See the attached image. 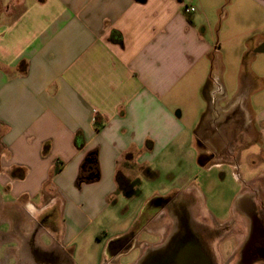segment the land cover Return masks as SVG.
<instances>
[{
  "label": "crops",
  "instance_id": "1",
  "mask_svg": "<svg viewBox=\"0 0 264 264\" xmlns=\"http://www.w3.org/2000/svg\"><path fill=\"white\" fill-rule=\"evenodd\" d=\"M250 1L264 11V0ZM188 5L197 9L192 16L184 14ZM16 12L0 18L6 264H170L176 214L197 200L183 191L155 194L123 220L113 205L140 198L139 176L156 180L153 162H170L191 134L204 167L201 143L229 146L236 119L246 120L248 145L260 142L264 164V76L249 61L228 68L223 52L245 38L242 54H264V25L221 41L188 0H23ZM202 85L205 115L212 105L226 132L211 119L192 131L189 118L176 114L180 95ZM118 174L137 185L119 191ZM255 182L247 184L259 188ZM109 217L117 223L102 222Z\"/></svg>",
  "mask_w": 264,
  "mask_h": 264
},
{
  "label": "rangeland",
  "instance_id": "2",
  "mask_svg": "<svg viewBox=\"0 0 264 264\" xmlns=\"http://www.w3.org/2000/svg\"><path fill=\"white\" fill-rule=\"evenodd\" d=\"M23 0H0V18L7 19L4 11L8 9V13L18 12L22 7ZM199 5L200 17L203 19L205 26L213 29L216 39L225 41L231 34L238 35L240 33L256 30L257 27L264 25V11L260 7V4L252 3L250 0H188ZM16 12V13H17ZM14 14V13H13ZM251 37L258 39L263 32H255ZM245 38H240L236 44V49L226 46L224 48L225 64L228 68L243 65V63L249 61L250 69L253 73L259 77L264 76V54L256 52V50H249V54H242L246 48ZM234 46V45H233ZM244 49V50H243ZM235 50V51H234ZM245 61V62H244ZM211 69V68H210ZM208 70L206 74L208 77L211 70ZM200 75V74H199ZM201 79V80H200ZM201 83L208 84L209 79L197 78ZM203 81V82H202ZM202 86H197L196 90L187 88L188 91L180 95V106L176 108V114L181 113L184 120L191 121L190 127L192 131H195L201 121H209L212 119V105L208 115H205L207 110V103L205 102L204 91ZM191 90V91H190ZM183 91V90H182ZM257 94L253 96V100ZM204 114V115H202ZM238 119L230 124L234 123L231 127L238 131L240 130V124L237 123ZM192 133V132H191ZM241 131L238 133L237 137ZM233 134H231L232 137ZM191 141L183 147L181 150L176 151L172 149V157L170 162H164V158L158 157L153 162V168L159 171V177L156 180L150 181L144 178L143 175H138L142 180V196L138 199L130 201L129 199L121 197L120 201L113 206H116L119 210V219H126L132 217L135 213L136 204L145 202L155 194L166 195L175 194L177 191H183L188 197H193L197 200L198 206L205 207V209L216 215L221 221H226L229 218L230 207L235 206L236 196L240 193L242 195L251 196L252 189H261L264 185L261 183L264 181V164L262 162L261 145L257 143H251L250 145L240 148V143L231 148H227V156L216 159L215 163L202 167L199 164V150L197 143L195 142V136L191 134ZM230 137V138H231ZM240 141V140H239ZM223 144V145H222ZM220 145L218 152L223 151L226 147L224 143ZM210 149H206L205 153L208 154ZM230 151V152H229ZM179 154V155H177ZM175 155L178 156L175 158ZM238 163L242 166L241 182L235 178L234 169L232 164ZM219 164V165H218ZM262 174V178H261ZM252 180H255V184H259V188H245V184H250ZM137 185V184H136ZM3 190L0 188V194ZM264 200V196H263ZM120 209L123 210L120 215ZM137 213V212H136ZM136 215V214H135ZM137 217V215H136ZM234 218V217H233ZM136 219V218H135ZM235 219V218H234ZM240 221L237 217L235 220ZM116 218L111 217L104 219V224L117 223ZM161 218L155 220V224H158ZM134 224V222H133ZM9 228V225L3 221L0 217V233H3ZM3 236V235H2ZM145 234L140 238L145 239ZM242 243L241 234L230 235V237L221 242L222 248H225V254L227 258L221 257L222 262L226 260L230 261L231 257L228 254L234 255L240 249ZM0 252L5 251L6 248L0 246ZM4 249V250H3ZM238 255V253L236 254ZM135 257L133 252L131 258ZM12 256H2L0 253V264H6L11 260ZM2 262V263H1ZM80 264V263H77Z\"/></svg>",
  "mask_w": 264,
  "mask_h": 264
},
{
  "label": "flooded vegetation",
  "instance_id": "3",
  "mask_svg": "<svg viewBox=\"0 0 264 264\" xmlns=\"http://www.w3.org/2000/svg\"><path fill=\"white\" fill-rule=\"evenodd\" d=\"M213 117L214 120L211 119V121H217V127L220 126L219 130L225 131L224 129H226L227 126L224 127L223 120H220L216 114H214ZM237 123L240 124L239 132L241 131V133L238 137L237 134L235 136L236 139L234 138L235 140L233 139L234 141L223 151L218 152V149H210L207 154L205 153V150L209 148L207 145L208 143H201L203 156V163L201 164L204 167L215 163L216 159L226 157L228 149L236 146V144L240 143V148L248 146L245 138V131L247 129L245 127L246 120L244 122V120L238 119ZM210 126H212V123L208 126L210 129L209 132L214 128ZM231 132H233V134L234 132L239 133L234 129ZM227 134L229 135L228 131ZM203 136L205 139H209V134L204 133ZM221 138H223V136L220 135V140ZM231 166L235 170V178L241 182L240 172L242 166L238 163L232 164ZM244 187L250 188L248 184H245ZM251 196L254 197L256 204L254 212L253 209L249 207V202L247 201V209H240V214L244 215V211H246L248 226L257 227L259 223L264 228V200L261 191L252 189ZM171 201L172 199L162 200L159 203V207L165 209L169 207ZM185 211L186 212L176 214V220L178 221V224L176 225L177 230L172 234L170 244L168 245V258L170 259V264H188L189 262H191V264H239V256L236 255L237 252L234 253L233 256L232 254H228L229 257H231L229 262L226 260L222 262L221 260L222 256L227 258L225 257V248H222L220 244L221 242L227 240L230 235L238 233L241 234L242 242L244 239V224L238 221V219L235 220L237 216L236 213H234V209L230 207L229 218L226 221H221L216 215L205 209V207L192 206ZM114 248L115 251H118L120 246L118 245V247L115 246ZM262 263L264 264V261Z\"/></svg>",
  "mask_w": 264,
  "mask_h": 264
},
{
  "label": "water",
  "instance_id": "4",
  "mask_svg": "<svg viewBox=\"0 0 264 264\" xmlns=\"http://www.w3.org/2000/svg\"><path fill=\"white\" fill-rule=\"evenodd\" d=\"M249 202V207L253 209L256 208L255 200L253 196L242 195L238 196L235 201L234 213L240 218V222L244 225V239L240 245L239 251H237L239 256V264H263L264 261V228L258 223L256 226H248V221L246 220V211L244 215L240 214V209H247L246 202ZM250 209V211H251ZM258 222V221H257ZM188 264H191L189 262Z\"/></svg>",
  "mask_w": 264,
  "mask_h": 264
},
{
  "label": "trees",
  "instance_id": "5",
  "mask_svg": "<svg viewBox=\"0 0 264 264\" xmlns=\"http://www.w3.org/2000/svg\"><path fill=\"white\" fill-rule=\"evenodd\" d=\"M188 16H192V15H188ZM123 43L122 37L120 36V44ZM97 119H96V125H97ZM200 162L203 163V156L201 155L200 157ZM61 169L60 167H57L56 171L59 172ZM117 183H118V187H119V191L120 190H125V188H131L133 186H135L138 182H132L130 180H128L124 175L122 174H118L117 176Z\"/></svg>",
  "mask_w": 264,
  "mask_h": 264
},
{
  "label": "built area",
  "instance_id": "6",
  "mask_svg": "<svg viewBox=\"0 0 264 264\" xmlns=\"http://www.w3.org/2000/svg\"><path fill=\"white\" fill-rule=\"evenodd\" d=\"M197 11L196 7L193 5H188L184 7V14L186 15H193Z\"/></svg>",
  "mask_w": 264,
  "mask_h": 264
}]
</instances>
